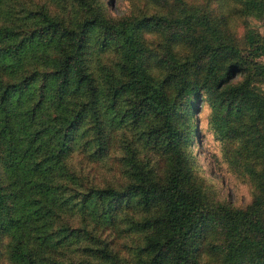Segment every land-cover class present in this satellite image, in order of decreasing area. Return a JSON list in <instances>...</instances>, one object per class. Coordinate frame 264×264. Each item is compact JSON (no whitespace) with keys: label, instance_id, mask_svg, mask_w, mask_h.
<instances>
[{"label":"trees","instance_id":"1","mask_svg":"<svg viewBox=\"0 0 264 264\" xmlns=\"http://www.w3.org/2000/svg\"><path fill=\"white\" fill-rule=\"evenodd\" d=\"M142 1L152 13L0 0V264H264V38ZM202 102L252 188L243 207L191 175Z\"/></svg>","mask_w":264,"mask_h":264},{"label":"rangeland","instance_id":"2","mask_svg":"<svg viewBox=\"0 0 264 264\" xmlns=\"http://www.w3.org/2000/svg\"><path fill=\"white\" fill-rule=\"evenodd\" d=\"M46 3V0H39ZM50 11L60 12L62 7L69 10L76 6L77 0H47ZM105 11L110 16L138 15L146 10L147 14L153 9L143 7L142 0H101ZM62 6H61V5ZM179 7L194 14L204 22L205 33L208 34L209 25L217 27L222 33L228 34V38L240 45V40L245 32L251 33L256 40L264 38V13L260 17L240 16L237 8L228 2L221 0H180ZM73 7V8H74ZM223 15V16H222ZM225 17V19H224ZM193 20V19H192ZM207 20L208 22H206ZM149 47L156 49V35L147 33ZM264 89V85H261ZM209 108L202 102L194 111L195 137L190 144L191 156L194 165L191 175L194 181L201 182L205 196L210 201L227 202L233 206L243 207L251 199L252 188L249 182L242 177L239 169L228 163V154L231 145L215 139L207 123ZM121 255L129 251L128 246L134 244V239L119 237L112 239Z\"/></svg>","mask_w":264,"mask_h":264}]
</instances>
